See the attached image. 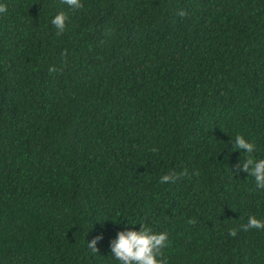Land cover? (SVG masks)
I'll return each mask as SVG.
<instances>
[{
    "label": "trees",
    "instance_id": "trees-1",
    "mask_svg": "<svg viewBox=\"0 0 264 264\" xmlns=\"http://www.w3.org/2000/svg\"><path fill=\"white\" fill-rule=\"evenodd\" d=\"M80 2L0 0V264H120L141 226L166 264H264L234 147L264 159V0Z\"/></svg>",
    "mask_w": 264,
    "mask_h": 264
},
{
    "label": "clouds",
    "instance_id": "clouds-1",
    "mask_svg": "<svg viewBox=\"0 0 264 264\" xmlns=\"http://www.w3.org/2000/svg\"><path fill=\"white\" fill-rule=\"evenodd\" d=\"M69 7L79 9L83 7L80 0H62ZM7 6L0 4V14L6 13ZM180 17L187 15L186 11L180 9L177 13ZM67 16L64 12L58 13L51 21L57 29V34H61L65 30V22ZM63 55V54H62ZM55 66L49 68V72H56ZM234 147L236 149H245L247 156L244 159L242 171L248 172L254 177L256 187L264 189V159L255 160L252 158V153L255 151V145L245 140L242 135L235 137ZM156 151V149H153ZM253 165L251 170L249 166ZM180 175H187L185 170ZM179 176L169 173L163 175L160 179L161 183L175 182ZM251 229L264 231V220L258 219L255 215H250L246 224L242 225V230L248 231ZM229 235L235 237L236 229H229ZM102 237L98 236L91 242L87 243V247L92 253H97L96 243ZM168 236L166 232L153 233L150 228L141 226L139 231L126 230L118 233V238L111 242V251L113 256L120 261V264H166L162 259V250L167 246Z\"/></svg>",
    "mask_w": 264,
    "mask_h": 264
}]
</instances>
